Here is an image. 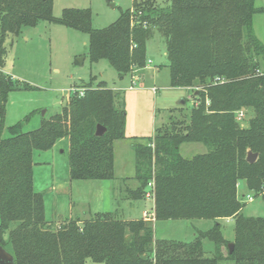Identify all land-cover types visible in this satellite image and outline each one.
<instances>
[{"label":"trees","instance_id":"obj_1","mask_svg":"<svg viewBox=\"0 0 264 264\" xmlns=\"http://www.w3.org/2000/svg\"><path fill=\"white\" fill-rule=\"evenodd\" d=\"M53 6L54 0H0V244L15 263L264 264V217L245 215L240 194L245 184L264 198V42L254 27L264 8L256 0H134L116 21L95 28L90 8H65L55 17ZM41 21L88 34L91 61L107 59L122 76L147 67L155 29L165 36L171 85L194 98L189 113L181 108L153 136L130 140L138 184L125 189V198L144 199L149 188L155 220H127L117 211L59 223L47 218L44 193L34 188L35 151L68 138L70 180H114L115 142L127 137L120 92L93 80L82 85L83 94L76 87L62 110L37 128L25 129L32 114L5 126L9 93L31 88L3 70L6 40ZM241 111L251 114L246 126ZM98 124L106 128L101 136ZM186 142L202 143L206 151L185 157ZM249 151L258 154L255 162L247 160ZM223 218L235 222L233 241L223 234ZM171 219H211L214 225L190 242L156 239L154 222ZM205 238L214 243L211 255Z\"/></svg>","mask_w":264,"mask_h":264},{"label":"rangeland","instance_id":"obj_2","mask_svg":"<svg viewBox=\"0 0 264 264\" xmlns=\"http://www.w3.org/2000/svg\"><path fill=\"white\" fill-rule=\"evenodd\" d=\"M142 1V0H137ZM161 2L162 0H158ZM134 0H54L53 15L61 17L65 8H90L92 24L95 28H104L116 21L122 11L132 8ZM258 7L264 8V0H256ZM254 27L258 37L264 42V10L255 14ZM89 36L63 24L41 21L34 27H25L20 36L6 40L7 53L3 70L21 83L31 86L19 88L8 95L5 126H11L32 114L25 129L37 128L43 117H50L62 110L69 100L72 90L93 80L96 86L107 83L109 88L120 92V99L126 110V139L115 142L119 171L128 177L129 185L134 187L135 150H131L130 140L135 137H149L170 120L176 119L183 112L189 113L193 105V94L185 87L171 85L169 59L165 36L155 29L148 41V58L153 61L141 73L140 80L134 74L120 75L107 59L92 62L89 57ZM138 75V74H137ZM183 101H185L183 103ZM251 114H245L239 121L247 125ZM1 125V122H0ZM4 135L7 132L4 131ZM131 146V147H130ZM206 151L202 143L186 142L181 145L185 157H193ZM70 145L68 138L59 140L48 151H35L34 154V188L44 193L46 215L55 221L76 218L83 204L109 209L110 194L112 202L118 207L125 197V186L121 181L115 182V188L101 189L98 180H70L69 177ZM69 180L70 186L64 191L55 188V181ZM121 182V183H120ZM104 188V184L101 185ZM107 190V191H106ZM149 190V188H148ZM110 193V194H109ZM250 192L245 184L240 186V194H245L246 205L243 213L247 216L264 217V198L254 196L247 201ZM141 209L152 211L154 201L145 197L136 200ZM143 211V210H142ZM117 215L123 217L119 212ZM90 216V214L86 215ZM224 236L233 241L235 222L219 220ZM155 238L190 242L198 230H208L214 225L211 219H171L154 222ZM203 248L207 255L214 251V243L205 238ZM86 264H96L88 260ZM219 264H235L232 260L219 261Z\"/></svg>","mask_w":264,"mask_h":264},{"label":"crops","instance_id":"obj_3","mask_svg":"<svg viewBox=\"0 0 264 264\" xmlns=\"http://www.w3.org/2000/svg\"><path fill=\"white\" fill-rule=\"evenodd\" d=\"M149 60H151V58ZM151 61H153V60H151ZM147 65L150 66V63H148ZM144 70H145V68L143 70H139V71L137 70V73H135V74H138V76H141V73ZM117 147L118 146L115 144V176H116V178L114 180H103L102 182H100L101 185L104 184V188H102L101 185H99V187L102 190L103 189H107L108 190V188H115V182L116 181H121L124 184L125 189L127 187L135 188L137 186V184H138L137 182H134L135 183L134 187H132V185L130 186L129 185V181L127 180L129 176H126L125 174L122 173V171H119L122 167L120 166V169H118V165L119 164H118V161H117ZM132 149H134V148L131 147V150ZM69 184H70L69 180H64V179L62 180V179H59L57 177V180L55 181V185L54 186H55V188L57 190L64 191L67 187L70 186ZM112 197L113 196L110 194L109 199H110L111 205H110L109 209H104L102 207H97L96 209L92 210L91 206H87L86 204H83V207L81 208V211H79L80 212L79 215L76 214V217L83 218L86 215L94 213V212H105V211H117V212H119V214H121L123 216L124 219H127V220L137 219V218L143 217V214L146 211V209H141V205L137 204L136 200H130V199H127V198L124 197L122 199V202L118 203L119 206L116 207V204L114 202H112V199H113ZM61 220H63V218L60 219L59 215H57L55 221H57L59 223ZM227 220L228 221H233L232 218H227Z\"/></svg>","mask_w":264,"mask_h":264},{"label":"water","instance_id":"obj_4","mask_svg":"<svg viewBox=\"0 0 264 264\" xmlns=\"http://www.w3.org/2000/svg\"><path fill=\"white\" fill-rule=\"evenodd\" d=\"M184 102L185 101H183V103ZM105 131H106V128L104 126H102L101 124H98L96 134L101 136L105 133ZM257 157H258L257 153L249 151L248 155H247V160L249 162H255ZM127 239L129 240L130 237L128 236ZM228 247H229L230 251L232 252L234 249V243L230 242L228 244ZM0 264H16L14 261L13 255L10 252H8L1 244H0Z\"/></svg>","mask_w":264,"mask_h":264},{"label":"built area","instance_id":"obj_5","mask_svg":"<svg viewBox=\"0 0 264 264\" xmlns=\"http://www.w3.org/2000/svg\"><path fill=\"white\" fill-rule=\"evenodd\" d=\"M151 62V60H149L148 61V63H150ZM133 79H135V80H139V77L137 76V75H134V78ZM75 91V88L72 90V92H74ZM79 91H80V93L81 94H83V92H84V88H80L79 89ZM244 116V113L241 111V112H239L238 113V118H239V120H241L242 119V117ZM152 187V184H150V188ZM146 197L148 198V199H152L153 201H154V194H153V192L149 189L148 191H147V194H146ZM254 199V194L253 193H249L247 196H246V200L249 202V201H252ZM143 217L145 218V219H147V220H155V213H154V207H153V210L152 211H148V210H146L145 212H144V214H143Z\"/></svg>","mask_w":264,"mask_h":264}]
</instances>
